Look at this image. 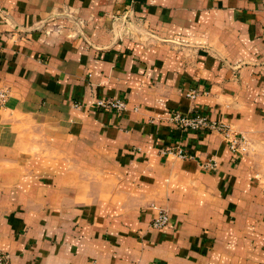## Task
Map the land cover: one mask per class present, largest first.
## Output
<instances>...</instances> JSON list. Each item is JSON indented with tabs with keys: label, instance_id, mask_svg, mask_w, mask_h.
Segmentation results:
<instances>
[{
	"label": "crops",
	"instance_id": "obj_1",
	"mask_svg": "<svg viewBox=\"0 0 264 264\" xmlns=\"http://www.w3.org/2000/svg\"><path fill=\"white\" fill-rule=\"evenodd\" d=\"M119 20L146 36L117 38ZM0 89L11 264H264V0H0ZM177 145L193 157L161 152Z\"/></svg>",
	"mask_w": 264,
	"mask_h": 264
},
{
	"label": "built area",
	"instance_id": "obj_2",
	"mask_svg": "<svg viewBox=\"0 0 264 264\" xmlns=\"http://www.w3.org/2000/svg\"><path fill=\"white\" fill-rule=\"evenodd\" d=\"M199 91L191 89L187 92V96L194 99L198 96ZM8 92L4 89H0V106H4L7 99ZM79 106V104H76ZM94 106L98 109L111 110L117 112H123L127 109V102L119 98H98L94 102ZM168 119L176 127L203 131L214 130L219 132L224 140L227 142L231 152L237 156L246 155L250 150V140L242 133L235 132L227 123L218 120H211L202 114H183L179 111H171L168 115ZM154 121V120H152ZM163 154H176L181 158L193 157V154L184 149L183 146H170L161 149ZM217 163L215 160H208L205 163V167L215 169ZM169 223V214L165 210H160L158 216L153 220L152 225L156 228H161ZM0 264H11L9 256L5 253H0ZM94 264V263H91Z\"/></svg>",
	"mask_w": 264,
	"mask_h": 264
},
{
	"label": "rangeland",
	"instance_id": "obj_3",
	"mask_svg": "<svg viewBox=\"0 0 264 264\" xmlns=\"http://www.w3.org/2000/svg\"><path fill=\"white\" fill-rule=\"evenodd\" d=\"M113 34L120 38L121 36H127V32L130 33V37L142 36L145 37L146 34L143 28L138 27L135 23H132L130 20L121 21L119 20L116 25H113Z\"/></svg>",
	"mask_w": 264,
	"mask_h": 264
}]
</instances>
